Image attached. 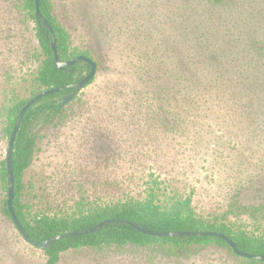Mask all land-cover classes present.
<instances>
[{"label": "rangeland", "instance_id": "obj_1", "mask_svg": "<svg viewBox=\"0 0 264 264\" xmlns=\"http://www.w3.org/2000/svg\"><path fill=\"white\" fill-rule=\"evenodd\" d=\"M53 7L73 46L88 50L97 62L96 77L63 106L53 122L36 129L32 161L23 175L21 201L27 214H70L77 207L86 208L87 202L114 199L123 192L136 194L153 171L166 182L161 198L167 197L171 184L183 192L193 189L195 204L204 215L227 211L234 202L246 206L264 202V172L254 176L242 166L245 174L238 178L229 173L231 161L225 155L210 154L216 150L213 141L205 149L207 154L199 153L185 137H173L169 130L153 127L144 116L120 108L123 77L136 78L142 71L136 37L172 39L179 52L187 40H205L209 33L222 42L224 51L246 55L253 36L264 32V0H53ZM231 58L237 61L230 56L210 60L226 66ZM41 59L34 22L22 0H0V160L7 148L2 112L12 92L22 98L30 96ZM197 136L194 139L200 141ZM156 145L160 149L153 150ZM171 177L177 182L170 183ZM3 199L5 192L0 187V264H44L43 249L28 243L3 213ZM262 261H250L228 246L214 243L184 248L154 243L67 249L60 253L57 264H264Z\"/></svg>", "mask_w": 264, "mask_h": 264}, {"label": "trees", "instance_id": "obj_2", "mask_svg": "<svg viewBox=\"0 0 264 264\" xmlns=\"http://www.w3.org/2000/svg\"><path fill=\"white\" fill-rule=\"evenodd\" d=\"M38 1L41 13L54 31L59 57L71 59L82 54L94 60L88 50L80 51L73 46L68 29L53 12V0ZM211 1L220 3L223 0ZM22 3L34 22L42 59L32 78L30 96L22 98L12 92L2 112V134L7 142L19 110L31 96L44 89L74 82L90 70V64L85 61H78L71 66V72L66 71L69 67L57 69L50 45V32L35 21V0H22ZM260 32L253 36L254 41L246 55L231 49L224 51L222 42H218L209 33L205 40H187V45H184V49L180 46L179 52L172 44V39L170 41L169 38L152 35H145L141 39L136 37L135 40L141 45L137 58L142 71L137 72L136 78L122 73L125 91L120 97L123 99L121 111L142 115L153 127L159 125L161 130L167 129L174 134L173 137H185L192 147L200 149L199 153L207 154L205 149L213 141L216 150L213 149L210 154L216 152L225 155L231 161L229 169L232 172L229 173L238 178L245 174L242 166L251 170L254 176L260 175L264 172V32ZM211 40H215V43ZM219 56L235 57L237 61L231 58L230 62H225L228 64L225 66L210 60ZM116 73L113 72L115 76ZM70 91L66 89L46 94L23 114L11 156L15 214L32 240H44L71 230L88 229L104 219L117 221L104 223L95 232L53 241L48 249H43L47 256L44 264H57L60 253L67 249L102 248L114 244L147 246L167 243L184 248L214 243L230 248L218 236H154L137 230L125 221H133L144 229L159 231H217L229 236L237 248L244 252L264 253V202L248 206L234 202L227 211L207 212L204 215L195 204L193 189L183 192L171 184L167 197L161 198L167 186H162L166 182L160 180L161 175L155 171L148 174L145 187L136 194L123 192L114 199L87 202L86 208L77 207L70 214H27L21 201L23 175L32 161L36 129L39 125L53 122L63 112L60 104L63 96ZM215 130L217 133H214ZM196 134L200 141L194 139ZM204 134L212 135L205 139ZM153 147V150L160 149L158 145ZM235 161L239 162L237 166L234 165ZM217 162L220 163L219 160ZM190 165L193 166L192 163ZM7 176L4 158L0 160V187L5 192L2 211L10 217L7 209ZM170 179V183L177 182L174 177Z\"/></svg>", "mask_w": 264, "mask_h": 264}, {"label": "water", "instance_id": "obj_3", "mask_svg": "<svg viewBox=\"0 0 264 264\" xmlns=\"http://www.w3.org/2000/svg\"><path fill=\"white\" fill-rule=\"evenodd\" d=\"M34 17H35V21L38 25H42L43 27L48 29L50 32V45H51V49L53 52L55 67L57 69L63 70L65 67H69V68H67L66 71L71 72V71H73V68L71 66L76 64L78 61H85V62L90 64L89 72L86 73L84 76H82L80 79H78L74 82L65 84L63 86L41 90V91L37 92L35 95L31 96L28 99V101L19 110V112L16 116V119L14 121L11 133L9 135L8 142H7L5 160H6V167H7V173H8V176H7V209L9 211L10 218L13 221L16 228L18 229V231L20 232V234L23 236V238L28 243L32 244L35 247L41 248V249H48L51 246V243L53 241H56V240L64 238V237L95 232V231H98L103 226L104 223H109V222H113V221H117V220L104 219V220L97 222L95 225H93L92 227H90L88 229L79 230V231L78 230H71L68 232L57 234L55 236H51V237L46 238L44 240H32L29 238V236L25 232L22 224L20 223L18 217L15 214L14 207H13L14 175H13V170L11 168V156H12V151H13V147H14V143H15L16 133L19 129L23 114L40 97H42L46 94L52 93V92L71 89V91L68 94H66L65 96H63V98H62L60 105L62 107L65 106L68 102H70L75 97V95L82 88H84L92 80V78L94 77V75L96 73V67H97L95 60H93L92 58H89L88 56L82 55V54H79V55H77L71 59H62L59 57L58 52H57L56 42H55L54 31L52 29V26L48 23L46 18L41 13L38 0H35ZM125 222L129 223L130 225H132L134 228H136L137 230H139L141 232H144V233L150 234V235H154V236H179V235H214V236H218L227 242V244L230 246V248L232 249V251L235 254L246 257V258H251V259H256V260H264V253L255 254V253L244 252V251L237 248L235 242L229 236H227L226 234H223L221 232H217V231H189V230L159 231V230L144 229L133 221H125Z\"/></svg>", "mask_w": 264, "mask_h": 264}]
</instances>
